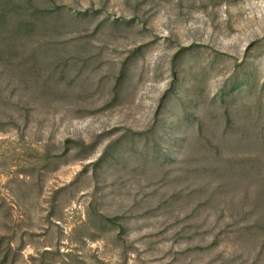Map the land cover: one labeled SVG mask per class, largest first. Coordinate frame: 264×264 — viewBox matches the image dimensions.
<instances>
[{
    "label": "rangeland",
    "instance_id": "1",
    "mask_svg": "<svg viewBox=\"0 0 264 264\" xmlns=\"http://www.w3.org/2000/svg\"><path fill=\"white\" fill-rule=\"evenodd\" d=\"M0 264H264V0H0Z\"/></svg>",
    "mask_w": 264,
    "mask_h": 264
}]
</instances>
